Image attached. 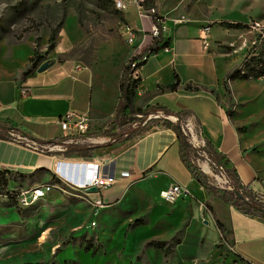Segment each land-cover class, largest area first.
I'll list each match as a JSON object with an SVG mask.
<instances>
[{"label": "rangeland", "instance_id": "rangeland-1", "mask_svg": "<svg viewBox=\"0 0 264 264\" xmlns=\"http://www.w3.org/2000/svg\"><path fill=\"white\" fill-rule=\"evenodd\" d=\"M161 3L168 9L165 21L175 24L182 19L183 23L208 29L207 40L224 58L220 60L221 67H230L228 74L264 45V0ZM132 5L119 10L113 0H0V43H21L1 47L0 80L12 83L25 65L30 44L33 55L42 57L41 63L52 58L58 62L75 61L93 81L89 101L95 109V121L87 134L90 140L79 144L94 147V156L130 133L140 137L164 127V120L177 122V117L156 111L150 113L152 118L148 114L122 134L119 129H111L120 96L119 83L130 58L125 25L141 27ZM54 32L56 47L50 50ZM163 57L164 54L153 62ZM231 81L226 77L220 90L213 91L233 111L238 129L254 141V151L264 157V78L238 80L233 87ZM10 85L13 95L15 89ZM142 111L134 99L125 112L142 117ZM186 118L181 127L194 147L192 164L204 171L211 184L231 189L225 170L209 157L208 144L199 128L190 129ZM47 145L38 143L45 154L78 158L74 153L51 151L53 146ZM122 147L124 144H116L110 150ZM157 175V170L145 174V181L133 183L117 202L102 205L83 191L58 182L54 170L42 168L27 174L21 182L11 181L9 190L15 192L46 183L57 187L26 208L7 194H0V264H167L164 252L146 247V243L161 240L175 244L178 238L181 243L174 247L172 264H247L231 249L230 229L215 225L210 214L212 224L204 223L207 217L198 211L195 198L181 196L175 203L166 201L161 194L170 186L162 190L154 187L152 179ZM193 190L196 192V188ZM137 219L142 224L131 226Z\"/></svg>", "mask_w": 264, "mask_h": 264}, {"label": "crops", "instance_id": "crops-1", "mask_svg": "<svg viewBox=\"0 0 264 264\" xmlns=\"http://www.w3.org/2000/svg\"><path fill=\"white\" fill-rule=\"evenodd\" d=\"M154 1L159 14L166 16L168 9L161 0ZM132 7L138 13L137 6L134 4ZM132 27L148 31L150 26L149 21L141 19L140 28ZM165 27L162 42L158 46L162 47L167 42L169 49L154 51L143 65L135 104L144 110L149 106L162 105L175 112L188 111L186 120L190 129L198 127L203 141L212 142L219 152L228 156L243 184L264 191V157L254 151V141L238 129L235 118L227 114V105L213 91L220 90L230 67H221L220 60L224 58L214 50L211 40H207V45L204 43L202 37L207 34L203 32L202 26L187 22L174 24L167 19ZM15 44L21 43L1 42L0 50L4 45ZM127 46L131 57L132 47ZM29 48L25 65L11 80L12 83L8 85L0 80V125L13 128L12 132H7L10 139L0 138V169L31 173L37 168H51L81 184L85 177L88 179L92 175L94 161L110 159L104 174L115 176L116 182L92 193L90 197L104 204L117 202L129 186L139 180L145 181V174L157 170L158 175L152 179L154 187L162 190L176 183L186 186L188 193L185 196L195 198L198 211L207 217L203 222L211 223L210 214L215 225L219 221L224 228L230 229L231 249L242 261L247 264H264V219L238 211L220 197L206 191L182 161L179 139L173 129L164 126L140 137L116 142L102 149L104 153L101 155L84 158L88 161L86 163L63 162L55 156L42 154L34 146H38V143L33 139L60 140L64 133L59 120L63 115L72 111L88 112L93 126L95 109H92L89 96L94 88L91 75L72 60L58 62L52 58L53 64L47 70L38 72L37 68L29 76L22 75L30 58L34 56L31 44ZM162 54L163 59L153 62L154 58ZM175 75L179 76L181 84L176 91H169L166 86L174 82ZM236 81L230 82L231 87ZM10 84L15 89L13 95L10 94ZM21 86L30 87L31 95L20 97ZM116 144H124V147L110 150ZM31 152L50 157L49 163L33 164L29 160ZM112 159L114 161L110 164ZM101 164L103 167L105 162ZM85 167L87 173L82 176L80 171ZM29 169L33 171L29 172ZM193 188H196V192ZM52 191L54 189L47 195ZM180 243L181 239L175 246Z\"/></svg>", "mask_w": 264, "mask_h": 264}, {"label": "trees", "instance_id": "trees-1", "mask_svg": "<svg viewBox=\"0 0 264 264\" xmlns=\"http://www.w3.org/2000/svg\"><path fill=\"white\" fill-rule=\"evenodd\" d=\"M142 4L145 7H155L154 0H143ZM56 32L52 33L50 37L49 49L53 50L56 47ZM167 46V42L162 47L156 46L154 51L157 52L161 48ZM43 61L42 57L37 55V53L30 58L29 64L25 71L22 73L24 76H29L36 68L39 67L41 62ZM129 65L124 70L122 79L120 81V97L118 101V105L115 112V120L111 124V129H119V134H122L127 127L132 125V123L140 120H144V118L156 111H163L166 115H171L177 117V122H173L171 120H164L163 125L167 128L173 129L179 139V147H180V157L187 168L192 172L194 177L198 180V182L208 191L210 194H213L217 197H220L224 200V202L238 211H241L252 217H260L264 219V204L262 197H264V191L256 190L251 185H245L240 180V176L232 164V161L228 158L227 155L218 151L215 145L212 142L207 141L208 144V155L212 159V161L225 170L227 176L230 179V187L229 188H219L215 185L211 184L208 181L207 175L200 168L194 166L191 162L192 152L194 151L193 144L190 142V137L183 131L181 127V123L184 121V118L188 115V111H179L175 112L169 109L166 106L162 105H153L149 106L147 109H142V117L130 116L127 115L125 111H127L136 96V89L140 80H133L129 75ZM228 80H249V79H261L264 77V45L258 53H254L253 56H246L245 59L233 70L232 73L228 74ZM181 84L180 78L178 75L174 76V82L168 84L166 89L169 91H176ZM187 88H191L190 85ZM198 88L196 87V90ZM227 114L230 118L233 117V111L228 109ZM1 132L0 138L2 139H10V136L7 132H12L13 128L7 127L4 125H0ZM134 136L133 133L128 134L127 139H130ZM37 143L40 144H50L54 142H58V140L54 141H40L36 140ZM123 141L117 139L114 143ZM113 143V144H114ZM68 153H74L77 157L87 158L93 157L92 150L94 147H88L86 145H81L79 143H71L67 144ZM42 168H37L31 173H24L20 171L8 170V169H0V194L5 193L11 199L16 201V192L15 190H9V184L11 181L13 182H21L27 176V174H34L37 170ZM58 182H61L59 179H56ZM259 194V196H258ZM142 220L137 219L135 222L131 224V226L141 224ZM218 225L221 228H224L223 224L217 221ZM180 239L176 240V243H179ZM175 244H172L169 241H161V240H150L146 243V247H153L155 249H160L164 252V257L167 264H172V256L174 253Z\"/></svg>", "mask_w": 264, "mask_h": 264}, {"label": "built area", "instance_id": "built-area-1", "mask_svg": "<svg viewBox=\"0 0 264 264\" xmlns=\"http://www.w3.org/2000/svg\"><path fill=\"white\" fill-rule=\"evenodd\" d=\"M116 7L119 10H125L130 4H135L138 9V15L142 20L149 21V30H143L139 31L133 28L131 25L127 24L125 25V31H124V37L126 40V43L132 47V56L130 57L128 61L129 65V75L133 80H141V70L143 65L148 61L150 56L154 53V48L158 46L162 42V35L165 30V17L161 14H159L156 7H145L141 2H138L137 0L134 1H127V0H113ZM177 22H183L182 19L177 20ZM207 30H203L204 33L207 34ZM204 40V43L207 45V35H204L202 37ZM164 49L168 50L169 47L165 46ZM264 78V77H263ZM32 91L31 88L28 86H21L19 89V96L20 97H27L31 95ZM153 117V114H150V118ZM91 117L88 112H76L72 111L69 112L61 117L59 120L60 126L63 130V136L58 142L50 143L48 145H52L53 147L49 150L51 151H57L59 152H65L67 151V144L70 143H79V142H86L87 140H90L88 138L87 134L90 132L91 128ZM47 145V146H48ZM35 147L40 149L38 146L34 144ZM42 154L46 153V150L40 149ZM48 155V154H46ZM49 156H55L59 160H62L63 162H82L86 163L88 162L82 157H79L80 160L74 161L73 158L63 156V158H60V156L56 155H49ZM109 160L105 161H94L96 164L95 171L92 175L85 177L83 183H78L73 181L71 178L66 177L62 173L49 168V170H54L55 174H57L58 179L62 182H65L68 186L72 188H77L81 191H83L86 195L91 197L92 193L94 192H88L87 189L89 187H97L98 191L102 189H106L110 186H112L116 182V177L110 174H104V168L109 163ZM113 159L110 161V164L113 163ZM105 162L104 166L101 168V163ZM82 176H84V173H87L86 167L81 169ZM86 176V175H85ZM57 186L52 183H46L37 185L30 188H23L16 192V201L18 202L19 206L21 207H28L35 202L39 201L40 199H43L47 196V194L52 190L55 189ZM188 193V189L186 186H183L181 184H173L168 189L162 191V197L170 202L175 203L177 199L181 196H185ZM259 196V194H258ZM263 204H264V197H262ZM96 204L102 205L101 200H96Z\"/></svg>", "mask_w": 264, "mask_h": 264}, {"label": "bare ground", "instance_id": "bare-ground-1", "mask_svg": "<svg viewBox=\"0 0 264 264\" xmlns=\"http://www.w3.org/2000/svg\"><path fill=\"white\" fill-rule=\"evenodd\" d=\"M32 156L31 158L29 159L33 164H37V163H49L50 161V157L46 156V155H42L40 153H33L31 152ZM95 167H96V164L93 163L92 164V174L94 173L95 171ZM100 170L102 171V164H101V168Z\"/></svg>", "mask_w": 264, "mask_h": 264}, {"label": "water", "instance_id": "water-1", "mask_svg": "<svg viewBox=\"0 0 264 264\" xmlns=\"http://www.w3.org/2000/svg\"><path fill=\"white\" fill-rule=\"evenodd\" d=\"M53 64L52 61H45L43 62L39 67H38V72H43L45 70H47L51 65ZM88 192H98V188L93 186V187H89L87 189Z\"/></svg>", "mask_w": 264, "mask_h": 264}]
</instances>
